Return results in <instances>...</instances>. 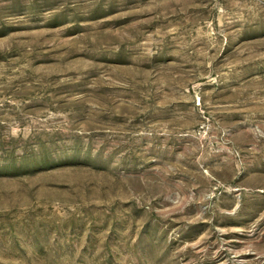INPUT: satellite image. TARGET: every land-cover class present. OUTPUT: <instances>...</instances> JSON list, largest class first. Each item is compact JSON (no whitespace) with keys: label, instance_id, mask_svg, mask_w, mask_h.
I'll return each instance as SVG.
<instances>
[{"label":"rangeland","instance_id":"374dc122","mask_svg":"<svg viewBox=\"0 0 264 264\" xmlns=\"http://www.w3.org/2000/svg\"><path fill=\"white\" fill-rule=\"evenodd\" d=\"M0 264H264V0H0Z\"/></svg>","mask_w":264,"mask_h":264}]
</instances>
